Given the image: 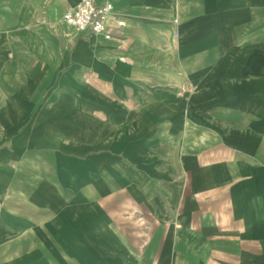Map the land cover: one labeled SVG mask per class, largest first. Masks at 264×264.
<instances>
[{
    "label": "crops",
    "instance_id": "crops-1",
    "mask_svg": "<svg viewBox=\"0 0 264 264\" xmlns=\"http://www.w3.org/2000/svg\"><path fill=\"white\" fill-rule=\"evenodd\" d=\"M79 1L0 0V264H264V15Z\"/></svg>",
    "mask_w": 264,
    "mask_h": 264
},
{
    "label": "rangeland",
    "instance_id": "rangeland-1",
    "mask_svg": "<svg viewBox=\"0 0 264 264\" xmlns=\"http://www.w3.org/2000/svg\"><path fill=\"white\" fill-rule=\"evenodd\" d=\"M197 14L207 19L214 37L220 32H231L236 46H240V23L244 22V30L249 36L245 45L251 46L253 16L264 15V8L253 7L249 0H197Z\"/></svg>",
    "mask_w": 264,
    "mask_h": 264
},
{
    "label": "built area",
    "instance_id": "built-area-1",
    "mask_svg": "<svg viewBox=\"0 0 264 264\" xmlns=\"http://www.w3.org/2000/svg\"><path fill=\"white\" fill-rule=\"evenodd\" d=\"M113 4L111 1L96 3L94 0H80L76 5L68 6L63 14L62 21L77 33L102 35L112 37L110 32ZM117 26H123L122 19L116 20Z\"/></svg>",
    "mask_w": 264,
    "mask_h": 264
}]
</instances>
